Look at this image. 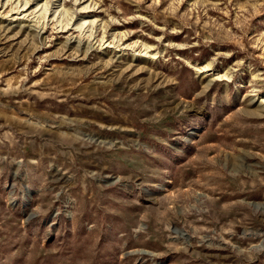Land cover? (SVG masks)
Listing matches in <instances>:
<instances>
[{"label":"rangeland","instance_id":"1","mask_svg":"<svg viewBox=\"0 0 264 264\" xmlns=\"http://www.w3.org/2000/svg\"><path fill=\"white\" fill-rule=\"evenodd\" d=\"M0 264H264V0H0Z\"/></svg>","mask_w":264,"mask_h":264}]
</instances>
